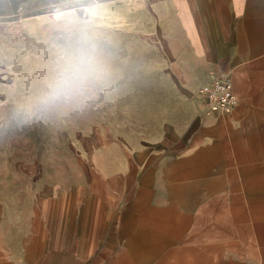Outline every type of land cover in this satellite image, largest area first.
<instances>
[{
	"label": "rangeland",
	"instance_id": "rangeland-1",
	"mask_svg": "<svg viewBox=\"0 0 264 264\" xmlns=\"http://www.w3.org/2000/svg\"><path fill=\"white\" fill-rule=\"evenodd\" d=\"M154 4L0 0V250L21 264H124L143 201L186 218L156 262L264 264V125L204 112L200 86L229 67ZM85 24V90L42 105Z\"/></svg>",
	"mask_w": 264,
	"mask_h": 264
},
{
	"label": "crops",
	"instance_id": "crops-1",
	"mask_svg": "<svg viewBox=\"0 0 264 264\" xmlns=\"http://www.w3.org/2000/svg\"><path fill=\"white\" fill-rule=\"evenodd\" d=\"M156 10L162 3L167 12L183 9L185 24L199 27V34H209L212 43L207 46L213 50L207 53L212 59V66H227L228 71L212 72V75L230 76L237 94L238 106L230 113L237 124L264 125V0H152ZM178 3V4H177ZM222 41L228 43L221 46ZM213 46V47H212ZM215 114L210 117H219ZM225 115V114H224ZM148 215H141L140 221H133V229L128 239L130 252L122 253L124 264H187L179 255L183 247L168 251L160 262L156 259L164 252L171 241L165 234L185 231L184 218L172 208H149L148 201L142 204ZM158 227L157 232L148 230L144 225ZM167 242V243H166ZM155 252V253H154ZM175 252V253H174ZM178 254V261L172 262L168 257ZM131 257V258H130ZM134 257V258H133ZM136 260V262H135ZM134 261V262H133ZM0 264H21L16 260L14 251L0 250Z\"/></svg>",
	"mask_w": 264,
	"mask_h": 264
},
{
	"label": "clouds",
	"instance_id": "clouds-1",
	"mask_svg": "<svg viewBox=\"0 0 264 264\" xmlns=\"http://www.w3.org/2000/svg\"><path fill=\"white\" fill-rule=\"evenodd\" d=\"M71 52L59 67L49 91L41 99L42 105L54 104L57 101L71 99L85 90L89 75L93 71L97 37L88 26H72L69 29Z\"/></svg>",
	"mask_w": 264,
	"mask_h": 264
},
{
	"label": "built area",
	"instance_id": "built-area-1",
	"mask_svg": "<svg viewBox=\"0 0 264 264\" xmlns=\"http://www.w3.org/2000/svg\"><path fill=\"white\" fill-rule=\"evenodd\" d=\"M230 76L212 75L204 82L198 95L204 105V112L208 115L230 114L239 103Z\"/></svg>",
	"mask_w": 264,
	"mask_h": 264
}]
</instances>
